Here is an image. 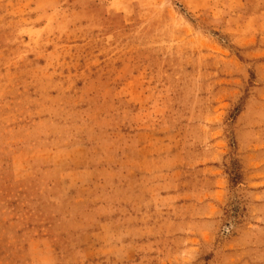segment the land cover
Listing matches in <instances>:
<instances>
[{
	"label": "rangeland",
	"instance_id": "1",
	"mask_svg": "<svg viewBox=\"0 0 264 264\" xmlns=\"http://www.w3.org/2000/svg\"><path fill=\"white\" fill-rule=\"evenodd\" d=\"M0 264H264V0H0Z\"/></svg>",
	"mask_w": 264,
	"mask_h": 264
}]
</instances>
